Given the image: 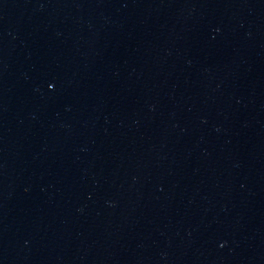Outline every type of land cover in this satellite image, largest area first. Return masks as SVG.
I'll list each match as a JSON object with an SVG mask.
<instances>
[{
	"label": "water",
	"instance_id": "1",
	"mask_svg": "<svg viewBox=\"0 0 264 264\" xmlns=\"http://www.w3.org/2000/svg\"><path fill=\"white\" fill-rule=\"evenodd\" d=\"M0 264H264V0H0Z\"/></svg>",
	"mask_w": 264,
	"mask_h": 264
}]
</instances>
